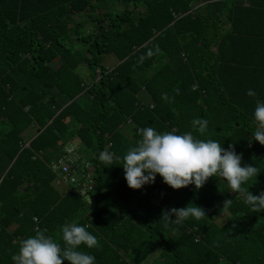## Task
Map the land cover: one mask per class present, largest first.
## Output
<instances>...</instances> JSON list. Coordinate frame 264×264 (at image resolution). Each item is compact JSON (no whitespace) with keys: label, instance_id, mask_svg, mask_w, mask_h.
Wrapping results in <instances>:
<instances>
[{"label":"trees","instance_id":"16d2710c","mask_svg":"<svg viewBox=\"0 0 264 264\" xmlns=\"http://www.w3.org/2000/svg\"><path fill=\"white\" fill-rule=\"evenodd\" d=\"M256 99L264 100V0H0V264H17L20 241L38 230L62 243L65 223L89 225L96 264H264V212L223 178L174 190L157 174L132 189L117 158L138 128L192 131L256 164L261 172L243 187L258 194ZM197 117L209 121L203 136ZM68 142L93 167L92 203L52 169ZM189 202L206 215L165 217Z\"/></svg>","mask_w":264,"mask_h":264},{"label":"clouds","instance_id":"9594fccd","mask_svg":"<svg viewBox=\"0 0 264 264\" xmlns=\"http://www.w3.org/2000/svg\"><path fill=\"white\" fill-rule=\"evenodd\" d=\"M146 55H153L152 50H148ZM144 58L141 56L138 63L143 62ZM247 95L256 97L257 93L248 89ZM253 121L255 128L250 140L264 145V100L256 99ZM208 123L203 117L192 120L193 128L201 136L206 133ZM137 131L140 139L122 157H117L122 160L120 166L128 187L143 189L145 185L154 184L159 174L163 183L174 190L189 185L199 190L209 178L220 177L226 182L227 191L242 194L245 204L257 212H264V190L254 194L243 187L261 170L256 164L242 163L243 154L236 151L234 144L224 147L218 140L199 138L192 131L183 134L175 130L158 132L153 127H142ZM97 158L108 165L113 155L100 151ZM231 202V199L225 200L223 207ZM164 215L175 223H182L189 219L199 220L206 214L201 206L189 202L182 207L168 208ZM88 227L79 223L63 224L62 243L46 235L45 230H38L20 241L13 260L17 264H63L65 260L69 264H96L95 255L87 249L98 247L99 241Z\"/></svg>","mask_w":264,"mask_h":264},{"label":"built area","instance_id":"2783aa9c","mask_svg":"<svg viewBox=\"0 0 264 264\" xmlns=\"http://www.w3.org/2000/svg\"><path fill=\"white\" fill-rule=\"evenodd\" d=\"M52 169L57 174L59 183L71 186L89 203L94 202L91 194L94 184L93 167L82 155L76 142H68L63 146L60 154L52 162Z\"/></svg>","mask_w":264,"mask_h":264},{"label":"rangeland","instance_id":"374dc122","mask_svg":"<svg viewBox=\"0 0 264 264\" xmlns=\"http://www.w3.org/2000/svg\"><path fill=\"white\" fill-rule=\"evenodd\" d=\"M31 134V133H30Z\"/></svg>","mask_w":264,"mask_h":264}]
</instances>
